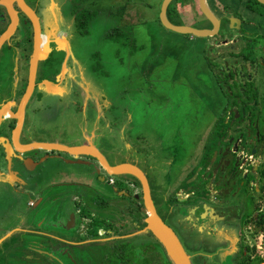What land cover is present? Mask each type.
Listing matches in <instances>:
<instances>
[{
    "label": "flooded vegetation",
    "instance_id": "1",
    "mask_svg": "<svg viewBox=\"0 0 264 264\" xmlns=\"http://www.w3.org/2000/svg\"><path fill=\"white\" fill-rule=\"evenodd\" d=\"M23 1L38 16L40 22L43 16L38 15L37 10L28 3V0ZM162 1L157 3L159 6L158 20ZM205 3L218 19V27L214 34L203 37L206 39L204 45L210 39L208 46L212 50V59L206 58L205 68L212 71V86L216 88L215 98L226 104L222 111V114L225 115L226 129L223 128L222 132H218L219 139L215 142H213V134L212 143L208 144L205 141L206 146L209 149L212 147V150L208 149L209 153H206L207 156L204 160L206 166L211 164L209 171H214L220 156H214L213 152L220 146L222 147L221 153L225 152V149L237 151L230 158L226 159L225 157L223 161L229 160V171L234 168L235 164L239 170L238 173L236 172V177L229 179L224 187H213L212 185L211 196L204 198L208 206L202 203L204 209L198 211L195 207L188 205L190 200L201 196L196 190L198 183L202 180L200 177L195 181L196 175L191 182H187L185 187L175 190L174 195L177 200L169 204L167 214L171 224H168L161 215L160 217L174 231L192 264H264V247L257 242L260 236L264 237V11H259L254 7L255 5L252 3L260 5L256 0H231L230 3L205 0ZM11 6L16 11V28L9 38L0 45V234L4 235L6 229L12 224L15 226L18 217H22V215L31 217L37 214L44 218L51 217L52 223L49 225V231L38 232V234L29 228L21 231L22 228L16 229L13 226V231L7 239L9 244H12L11 249L5 250L3 259L15 258L16 250L26 241L27 236H38L41 240L38 242H41L42 245L50 243L51 248H54L53 251L60 259L59 261V259L51 257V264H66L57 252L62 244L72 246L73 238L81 236L91 238L93 232L95 236H108L110 233L105 232L104 226L120 227V225L127 224L118 221L114 216L113 209L136 208L137 217L134 220L131 217L130 223L143 228L146 215L144 214L142 189L140 183L137 184L139 181L135 177L126 174L109 175L98 160L89 157L84 160L93 162L98 171L92 166H90L91 168L84 166L86 172L90 174V178L86 172L84 173L88 179L84 178V182L81 181L84 176L80 173L76 174V177L68 178L74 179L73 183L82 191L73 189L71 186L58 185H54L51 191L47 190L51 184L48 182L55 181L54 178L51 179L50 176H47L44 181V193L41 196L35 193L30 199L34 200L30 203H28L30 200H27L25 208L20 210L22 206L18 207L17 200L21 196L20 192L23 191V179L17 174L20 164L15 162L19 155V149L16 146L19 118L15 115L20 114V103L29 82V72L25 80L20 76L22 70L19 61L25 55L29 57L32 53L33 26L18 6L17 1L13 0ZM174 16L183 22L178 23L173 19ZM166 17L173 24H184L195 28H214L213 23L201 12L199 0H170ZM10 23L9 7L5 3H0V36L8 29ZM159 23L161 24L160 20ZM184 35L195 38L190 34ZM27 51H29L28 54ZM7 60L12 63H6ZM14 62H16L15 69ZM37 83L38 81L34 82L32 93L24 106V117L32 104L41 101L43 97V94L38 90ZM6 85L9 88L7 92H4L1 88H5ZM7 153L12 158L13 171L9 174L4 164ZM46 154H60L64 157L67 155L58 151H49L42 155L40 149H33L29 152L34 161ZM214 158L216 159L212 164ZM53 161L57 164H64L58 158H54ZM34 165L30 163L29 168ZM137 166L141 169L139 165ZM254 166L257 167L256 170L253 169ZM70 167L80 169L81 165L77 164L65 169ZM204 169L205 166L200 168L201 173L204 172ZM60 170L61 168L57 171ZM144 174L146 176L145 172ZM205 175L204 177H206ZM65 176L59 175V180L65 179ZM31 179L35 181L34 177ZM94 182L99 183L103 191L96 188ZM117 182L121 184L118 186ZM210 182H212V176L204 185H209ZM82 183L90 185L91 189L83 187ZM121 185L123 186L120 187ZM115 187L116 192L112 193L115 191ZM187 187L190 189L185 190ZM101 191L103 194L100 193ZM90 192L102 195L103 200L94 201L96 195L92 194L91 196ZM117 192H121L120 195ZM204 192L206 193L207 190L205 189ZM124 193H127V196L123 195ZM136 194L139 196L138 198L135 197ZM38 198L47 200L48 208H42L40 201L34 206V202ZM124 200L128 202H124ZM66 203L69 207L66 206L65 209H62L61 205ZM72 203L75 206H72ZM182 203L187 204V211L178 209V205ZM79 205L84 206L82 208ZM28 209L31 210L28 212ZM108 209L110 210L108 211ZM71 213L75 215L74 223H71ZM63 221L64 223H62ZM55 222L56 224H54ZM103 228L104 232L98 234L99 229ZM42 233H49L52 237L41 236ZM91 243L100 248L104 247L102 240ZM35 246L41 248L38 244ZM258 247L260 248L258 249ZM189 248L195 249V251L189 253ZM66 249L68 251L67 247ZM131 250L127 249L126 251L133 257L130 253ZM38 251H36L37 255L32 259L31 264H40L39 261L43 260ZM89 251V256L94 255V251ZM114 251L117 252L116 248L113 249ZM114 253H110L109 258L103 262L100 260L105 257L98 256L99 260L96 264H114L116 261ZM68 254L71 255L69 251ZM111 256H115V258L112 259ZM142 258L139 259L144 262ZM73 262L77 263L74 260ZM44 263L48 264L49 262L44 260ZM119 264L122 263L119 262ZM130 264H133V261Z\"/></svg>",
    "mask_w": 264,
    "mask_h": 264
},
{
    "label": "rangeland",
    "instance_id": "2",
    "mask_svg": "<svg viewBox=\"0 0 264 264\" xmlns=\"http://www.w3.org/2000/svg\"><path fill=\"white\" fill-rule=\"evenodd\" d=\"M74 1L77 5L71 7L73 23H69L72 25L69 32L72 34V43L81 40L78 46V55L83 59V63L91 64V67H86V75L89 73L92 77L91 81L102 85L107 96L120 91L122 100L127 101L129 105L128 110L138 114L139 119L143 116L147 117L138 120L140 128L137 127V129L140 139L136 140L132 132L129 136L121 134L122 130L117 126H122L126 122L125 116L123 117L122 113L114 112L116 117L108 118L107 123L116 129L113 133L106 132L104 141L101 139L95 141L110 163L128 160L141 167L148 178L151 197L157 207L158 214L168 224H171L167 214L169 204L177 200L174 195L175 190L185 187L192 176L197 175L196 181L203 175L201 170L198 171V168L203 166L205 161L198 158L195 163L193 158L198 154L202 156L201 153L204 150L209 153V147L202 146L200 143V140L205 139L203 132L212 128V134L217 136L218 132H222L226 125L225 115L222 114L226 104L215 98L216 88L212 86V71L205 68L206 58L212 59V50L208 45H204V38H190L188 35L165 29L158 20L159 6L157 3L160 0ZM218 1L222 2V0ZM28 3L37 10L39 16L43 15L41 9L43 7L41 5L37 7L36 0H28ZM39 3L44 4L42 0ZM252 4L259 11H264V7L256 3ZM83 12H89L91 17L87 19L86 26L84 24L79 26L78 22L81 21L80 16ZM173 19L178 23L183 22L175 16ZM42 26L44 29L43 20ZM111 28L114 29L111 31ZM108 31L111 32L108 33ZM52 50V65L56 63L53 74L56 75L59 74V66L65 56L63 50L57 49L56 54L53 48ZM26 53L28 54L29 51ZM51 75H47V77H51ZM5 88L9 87L6 85ZM54 106L51 117L47 115L49 121L43 122L45 114L38 116L41 119L40 122L46 126L44 128L47 132L50 133L51 130H54L56 132L54 135L63 141L68 140L71 135H81L80 125L87 126L89 132L91 131L92 117L81 113L79 105L72 106L70 104L66 109L64 107L65 111L60 115L57 105ZM97 124L99 125V123ZM216 124L219 125V128L216 127ZM75 127L77 130L74 129ZM128 129L134 131L133 128H131L133 130ZM182 142H184V148L181 153H174L176 158L178 156L180 158L176 169H180V163L181 165L182 163H191L192 158L196 166L200 165L185 182L174 183L165 173L166 170L175 171L173 165L168 167L160 159V156L168 144L181 143L182 145ZM111 147L114 150H119L117 158H114L113 153L108 152ZM210 149L212 150V147ZM207 154L204 155L205 158ZM69 166V164L51 162L53 170L48 171L47 176H50L51 179L54 178L55 181L59 180V175L62 176V174L66 175V178L76 177L75 172L65 171V168ZM59 168L61 170L57 171ZM48 169L50 170L49 166ZM85 169L84 166H81L79 173L83 174L86 180L91 176ZM81 181L84 182V179ZM93 184L96 188L101 189L99 183L94 182ZM116 184L119 186L121 183L117 182ZM169 184L172 187L167 189V192L166 187ZM102 191L101 194H103ZM130 191H132L131 188ZM114 192L112 191V193ZM89 194L96 195L94 196L96 202L103 200V196L96 192ZM124 202L128 201L124 200ZM81 206L83 208L84 205ZM112 211L118 221L126 222V226L129 225L131 229H135L134 225L130 223V218L133 217L134 220L137 217L136 208L129 209L128 207ZM140 224L142 225L141 222ZM257 242L259 244V239ZM188 251L192 253L195 249L189 248ZM139 252L137 247L130 251L133 255V258L131 257L133 264H143L139 259ZM111 257L115 258V256Z\"/></svg>",
    "mask_w": 264,
    "mask_h": 264
},
{
    "label": "crops",
    "instance_id": "3",
    "mask_svg": "<svg viewBox=\"0 0 264 264\" xmlns=\"http://www.w3.org/2000/svg\"><path fill=\"white\" fill-rule=\"evenodd\" d=\"M39 1L36 0L37 7L41 5L42 11H43V17L42 20L44 21V29L42 26V20L41 23V31L42 33L48 34V35H54L56 31L65 30L64 38L68 40V44L70 45V48H66L65 46H53V49L56 54V50L59 51L63 50L64 60H62L60 64L59 74H53L55 70V65H52L53 58L51 57V54L53 53V50H42V55L40 56L38 63L36 65L34 82L38 81L37 86L38 90L43 94V97L41 101L34 102L32 106L28 109V112L26 114V117L23 115V111L20 112V123H19V130L16 136V146L19 150H25V149H32L39 147L38 145L41 143L48 144H57L60 146H67V147H75V146H85V147H91L90 150L92 151H98L100 152L106 162L108 161L104 152L99 148L96 139H101V141H104V134L107 133H113V131L116 129V127H110L111 124H108V118H115V113H122L123 117L125 116L126 122L123 123L120 127L122 131L121 134L124 136L132 132L134 134V139L139 140L140 135L137 127L140 128L138 120H142V118L147 117H141L138 118L139 115L135 112L132 113L131 110H128L129 105L127 104V101L124 99L122 100V97L120 96L119 92L116 91L114 94H111L110 96L106 95V92L104 90V87L98 82L91 81L92 77L88 73L86 75V67H91L90 65H87L86 63H83V59L78 55L79 54V48L78 46L81 43V40L72 43V34L69 32V29L71 28L73 23L72 18V6H76L77 3H73L74 0H42L44 4H40ZM231 0H222V3H230ZM35 9V8H34ZM70 19V20H69ZM70 23V24H69ZM114 28H111V31ZM110 31V32H111ZM108 31V33H110ZM203 38V37H198ZM206 39L204 38V42ZM64 43H67L64 42ZM210 43V39L205 43V45H208ZM63 44V43H61ZM32 55V53H31ZM31 55L29 57L27 55H23V59L19 61L21 64V70L20 73L21 78L25 80V77H27L28 72L30 74V59ZM6 63H12L9 62V60L6 61ZM16 62H14L13 67L16 68ZM10 67V65H9ZM52 73L53 75H51ZM47 75H51V77H47ZM4 92H7L8 88H1ZM6 97L5 95L3 96ZM12 104V103H11ZM72 104V106H78L80 107V112L84 113L85 115H88L92 117V128L89 132V128L87 126L80 125V132L81 135L74 136L71 135L68 140H60L58 139L54 133V130L49 133L47 130H45L46 127L43 125V122L49 121V118L47 115H50L53 113L55 106L57 105V111L58 114H62L63 111L67 108L68 105ZM65 107V109H64ZM42 112V113H40ZM115 112V113H114ZM40 114L43 115L45 119H42L43 122H40V118L38 116ZM144 114V113H143ZM118 116V115H117ZM51 119V118H50ZM99 123V125L97 124ZM102 123V124H100ZM216 127L219 128V125L216 124ZM128 128H133L134 131H130ZM74 129L77 130L75 127ZM131 129V130H133ZM161 129V128H160ZM212 128H208L203 132L204 138L200 140V143L202 146H206L205 141L209 144L212 143ZM130 131V132H129ZM119 132V133H120ZM179 134V132H178ZM138 136V137H136ZM202 136V135H201ZM211 137V138H210ZM210 138V139H209ZM217 139H219V134L215 136L213 135V142H215ZM135 142V141H134ZM184 148V142L176 145L168 144L167 148H164V153L161 154L160 159L165 163L168 167H172L175 169L173 172H169L168 170L165 171L166 176L169 177L170 181H174V183H179L180 181L185 182L187 178L192 176L193 172L195 171L196 167L199 165H195L193 162V158L195 159V163L198 158L204 160V155L206 154L207 150H204L200 156V154L193 156L191 165H188L187 163H180L179 168L176 169V166L179 164V159L176 158V155L174 153H181L182 149ZM116 151V152H114ZM41 154L43 155L45 152L44 150L40 149ZM108 152L113 153L115 156L114 158H117L119 155V150H114L112 147L108 150ZM65 157H69L65 155ZM77 159H84L89 158L87 155H79L78 157L75 156ZM123 161H119L116 163H110L107 162L108 165L114 166L116 164H119ZM124 162H130L132 161H124ZM136 165V164H135ZM211 165V164H210ZM206 166V161L203 163V166H205V170L207 171L209 166ZM186 166V167H184ZM202 166H199L198 170H200ZM187 173V174H186ZM186 174V175H185ZM203 175H205L203 173ZM195 177V176H194ZM193 176L190 178L188 182H191L194 178ZM55 182V181H54ZM53 181H49L50 187H48L47 190H53L54 185L58 186H71L73 189L82 191L80 187L75 186L74 179H68L63 178L59 181L57 180L54 184ZM22 183H25L22 181ZM171 185L169 184L167 189H171ZM52 188V189H51ZM168 192V190H167ZM168 196V193H167ZM166 196V197H167ZM164 197V198H166ZM34 200V199H33ZM33 200H30L28 203L32 202ZM40 201V198L36 199L34 202V206ZM29 205V204H28ZM27 205V207H28ZM24 207L20 208V210ZM79 207H82L79 205ZM25 208V207H24ZM31 209H28V212ZM26 213V212H25ZM17 224L14 226L13 224L11 227L6 229L5 234H0V264H31L32 259L37 255L36 251H40L39 248H36L35 243L38 244V246L41 247V241L40 237L38 236H27L26 241L23 242L19 246V249L16 250L15 258H5L3 259V254L5 250L11 249V245L8 242V238L11 235V231L13 226L16 229H31V231H35L36 234L38 232H47L49 231V225L52 223L51 217L44 218L42 215H32L31 217H27L22 215L18 217ZM64 223V221L62 222ZM56 224V222L54 223ZM100 226V225H99ZM135 229H131L129 225H120V227H112V226H104L106 229V233H110L108 236H95L94 232L92 233L93 236L87 237V236H81L79 238H73V245L67 246L66 244H62L60 248L57 249L58 255L62 257L64 262L66 264H74V261H77L76 264H96L98 262L99 258L98 256L105 257V259H101L100 262H103L104 260H107L110 256V253H114L113 249L116 248V251L114 255L116 256V261H114V264H130L131 262V256L127 254V249H135L136 247L139 248V254L140 257H143L142 260L144 261V264H169V258L164 252L163 248L161 247L160 243L148 232L143 231L142 227L135 226ZM103 229H99L98 234L104 232ZM102 240L104 247L100 248L97 245H93L91 242H96ZM37 241V242H36ZM40 244V245H39ZM68 248L69 253L66 249ZM133 247V248H132ZM54 249V248H53ZM95 249V250H94ZM120 249V250H118ZM91 251H94V255H88V253ZM118 253V254H117ZM133 258V257H132ZM18 259V260H17ZM149 261V262H148ZM118 262V263H117Z\"/></svg>",
    "mask_w": 264,
    "mask_h": 264
},
{
    "label": "water",
    "instance_id": "4",
    "mask_svg": "<svg viewBox=\"0 0 264 264\" xmlns=\"http://www.w3.org/2000/svg\"><path fill=\"white\" fill-rule=\"evenodd\" d=\"M13 0H0V3H5L9 7V12L11 16V23L8 27V29L0 36V45L3 43L4 40L8 39L9 36L14 32L16 28V23H17V16H16V11L12 8L11 2ZM18 2V6L24 13V15L32 22L33 26V50H32V55L30 59V74H29V82L28 86L26 88V91L22 97L21 103H20V112L21 110H24V106L30 97V94L32 93L33 90V80H34V75H35V70H36V65L38 63V60L40 56L42 55V50H52L53 46H65L66 48H70V45L68 44V40L64 38V34H62L59 30L56 31L54 35H48L45 33H42L41 31V24L39 22L38 16L33 12V10L27 6L23 0H15ZM260 4L264 5V0H256ZM170 0H163L162 4L160 6V11H159V20L162 24V26L170 31L179 33V34H190L194 37H209L214 34L216 28L218 27V19L215 17V15L209 10L207 7L205 0H199L200 2V10L203 13V15L211 22L213 23V29H208V28H195L191 27L188 25L184 24H173L171 23L167 17H166V10L168 7ZM67 43H64L66 42ZM63 43V44H61ZM16 117L19 118L20 121V114L15 115ZM15 117V118H16ZM20 123V122H18ZM19 125V124H18ZM252 126V124H250ZM249 126V127H250ZM250 129V128H248ZM249 136V135H248ZM220 145V144H218ZM39 147L32 148V149H25V150H18L19 155L17 156V159H15V162L20 164L19 171L17 174L23 179L25 183H22L23 191L20 192V197L17 200V205L18 207L25 205L27 200H30L33 198V195L35 193L41 194L44 193L45 188H44V181L47 178L48 171H52L53 168L51 167V162L54 163L53 159L58 158L60 159L64 164H69L70 166L74 165H81V166H92L96 171H98V168H96L95 164L89 160H84V159H77L75 158L78 157L79 155H87L90 158H94L98 160L101 165L103 166L104 170L106 171L107 174L109 175H130L135 177L142 189V199H143V205L145 207L144 214L146 215L144 219L145 226L143 228V231H146L150 233L161 245L163 248L164 252L168 256L169 260L171 261L172 264H192L190 261L189 255L186 253L184 248L182 247L179 239L177 238L176 234L174 231L162 220L160 215L158 214L157 207L154 204L152 197H151V190L149 187L148 180L144 174V172L135 164L130 163V162H123L116 164L114 166L108 165L106 162L104 156L96 151H91V147H85V146H75V147H67V146H60L57 144H44L41 143L38 145ZM221 148L218 147L217 150L213 152V155H219L220 158L216 162V166L214 171H209V169L206 171L204 169V174L201 176V182L198 183L197 185V190L200 193V197H195V199L190 200L191 202L188 204L189 206L195 207L196 211L198 210H203L204 206L202 207V203L206 204L204 198L210 197L212 194V185L213 187H224L225 184H227V181L231 179L232 177H236V174L238 173V168L235 164L234 168L229 171V160L228 161H223V159L226 157V159L230 158L231 155L234 152L237 151H227L225 149V152L221 153ZM33 149H41L44 151H58L60 153H65L69 157L66 158L60 154L57 155H49L46 154L36 161H34L33 157L29 155V152L32 151ZM36 156V154H35ZM215 159L212 161L215 162ZM18 160V161H17ZM51 160V161H50ZM57 160V159H56ZM55 160V162H56ZM14 162V163H15ZM33 163L35 164L34 167L29 168V164ZM5 168H7V173L12 172V158L7 153L6 159L4 161ZM48 166L50 167V170L48 169ZM211 165L209 166V168ZM73 168V167H72ZM91 168V167H90ZM35 169V171H34ZM254 170L257 169L256 166L253 167ZM236 170V171H235ZM66 172H75L76 174L79 173V169L74 168V169H65ZM199 171V170H198ZM237 172V173H236ZM212 176V182L209 183V185H204V183L208 180L209 177ZM31 177L35 178V181L31 179ZM205 178V179H204ZM84 179V177H83ZM18 183V182H17ZM16 183V184H17ZM10 184V183H9ZM19 184V183H18ZM83 187L91 189L90 185H87L86 183H82ZM211 185V186H210ZM211 188H210V187ZM190 187H187L185 190H189ZM207 190L205 193L204 190ZM116 192V187L114 188ZM41 192V193H40ZM123 193V191H121ZM120 192V193H121ZM119 195L120 193L117 192ZM127 196V193H125ZM138 198L139 196L136 194L135 196ZM41 202V207L42 208H48L49 202L45 199L40 200ZM72 206H75L74 203L71 204ZM86 206V204H84ZM62 209H65L68 204H62ZM187 204H180L178 205V209L180 211H187ZM71 215V223L75 222L74 214ZM75 228V227H74ZM41 236L45 237H52L51 234L49 233H42L40 234ZM36 244V243H35ZM50 243H44V245L41 244V250L38 251V254H40L41 258L43 260L39 261L40 264H45L44 260L49 262L48 264L52 263L51 257L56 258L57 260L59 259L56 255V252L53 251V248H51ZM60 261V259H59ZM63 264V263H61Z\"/></svg>",
    "mask_w": 264,
    "mask_h": 264
},
{
    "label": "trees",
    "instance_id": "5",
    "mask_svg": "<svg viewBox=\"0 0 264 264\" xmlns=\"http://www.w3.org/2000/svg\"><path fill=\"white\" fill-rule=\"evenodd\" d=\"M261 5V4H260ZM263 6V5H262ZM81 21L80 22H78V25L80 26L81 24H84L85 26H86V23H87V19L89 18V17H91V14L89 13V12H83L82 14H81ZM90 19V18H89ZM137 184L139 185V182H137ZM144 224V223H143ZM169 262L171 263V261L169 260Z\"/></svg>",
    "mask_w": 264,
    "mask_h": 264
},
{
    "label": "built area",
    "instance_id": "6",
    "mask_svg": "<svg viewBox=\"0 0 264 264\" xmlns=\"http://www.w3.org/2000/svg\"><path fill=\"white\" fill-rule=\"evenodd\" d=\"M259 244H262V246L264 247V237L260 236L259 238ZM260 247H258L259 249Z\"/></svg>",
    "mask_w": 264,
    "mask_h": 264
},
{
    "label": "bare ground",
    "instance_id": "7",
    "mask_svg": "<svg viewBox=\"0 0 264 264\" xmlns=\"http://www.w3.org/2000/svg\"><path fill=\"white\" fill-rule=\"evenodd\" d=\"M61 33H62V34H65V30H61Z\"/></svg>",
    "mask_w": 264,
    "mask_h": 264
}]
</instances>
